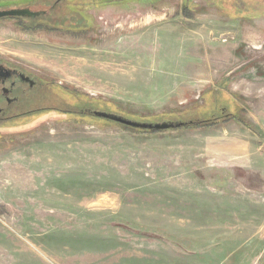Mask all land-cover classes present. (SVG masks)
I'll use <instances>...</instances> for the list:
<instances>
[{
	"label": "rangeland",
	"instance_id": "rangeland-1",
	"mask_svg": "<svg viewBox=\"0 0 264 264\" xmlns=\"http://www.w3.org/2000/svg\"><path fill=\"white\" fill-rule=\"evenodd\" d=\"M56 1L0 0L50 23L0 19V264H264V0Z\"/></svg>",
	"mask_w": 264,
	"mask_h": 264
},
{
	"label": "flooded vegetation",
	"instance_id": "flooded-vegetation-1",
	"mask_svg": "<svg viewBox=\"0 0 264 264\" xmlns=\"http://www.w3.org/2000/svg\"><path fill=\"white\" fill-rule=\"evenodd\" d=\"M42 85L41 81L15 64L0 61V123L13 122L32 113L34 110L27 111L23 107L33 101L32 98ZM184 123L186 127L198 125L197 121L192 120Z\"/></svg>",
	"mask_w": 264,
	"mask_h": 264
},
{
	"label": "water",
	"instance_id": "water-1",
	"mask_svg": "<svg viewBox=\"0 0 264 264\" xmlns=\"http://www.w3.org/2000/svg\"><path fill=\"white\" fill-rule=\"evenodd\" d=\"M46 11H35L29 7H20V8H8L0 10V19L6 17H37L41 13H45ZM93 114L97 117L108 119L122 125H126L128 127H132L135 129L141 130H155V131H164L173 128H179L184 126V122H140L135 120H130L122 115L96 110Z\"/></svg>",
	"mask_w": 264,
	"mask_h": 264
},
{
	"label": "trees",
	"instance_id": "trees-1",
	"mask_svg": "<svg viewBox=\"0 0 264 264\" xmlns=\"http://www.w3.org/2000/svg\"><path fill=\"white\" fill-rule=\"evenodd\" d=\"M63 1H66V0H57L56 1V3L58 4L59 2H63ZM56 3H54L53 4V6L52 7H54L55 5H56ZM75 7V6H74ZM72 13H75V10L73 9L72 10ZM230 14L231 15H236V13H232V12H230ZM48 15H47V13H41L39 16H37V17H32V18H28V17H6V18H12V19H16V20H18V21H20V26L21 27H23V28H25V29H30V24H32V26L35 28V29H45V28H47V26H46V24L47 25H50V23L49 22H47L46 21V18H48L47 17ZM234 17V16H233ZM30 23V24H29ZM46 23V24H45ZM80 28V27H79ZM78 28V29H79ZM32 29V28H31ZM226 109V108H225ZM95 116V115H94ZM95 117H97V116H95ZM98 118H100V117H98ZM175 118H177L176 116H175ZM179 118V117H178ZM197 121L198 122V124H202V123H204L205 122V120H202V118H199V117H193V118H189L188 120L187 119H185V118H182V119H175V122H180V121H184V122H186V121ZM111 121V120H110ZM161 121V120H160ZM160 121H158V120H155V121H153V122H160ZM170 121H174V120H170ZM112 122H114V121H112ZM115 123H117V122H115ZM117 124H120V123H117ZM120 125H122V124H120ZM122 126H124V127H127V128H130V129H135V128H132V127H128V126H126V125H122ZM193 126H195V125H193ZM192 127V126H191ZM135 130H139V131H147V132H155V130H141V129H135Z\"/></svg>",
	"mask_w": 264,
	"mask_h": 264
},
{
	"label": "bare ground",
	"instance_id": "bare-ground-1",
	"mask_svg": "<svg viewBox=\"0 0 264 264\" xmlns=\"http://www.w3.org/2000/svg\"><path fill=\"white\" fill-rule=\"evenodd\" d=\"M207 61V60H206ZM87 78V77H86Z\"/></svg>",
	"mask_w": 264,
	"mask_h": 264
}]
</instances>
